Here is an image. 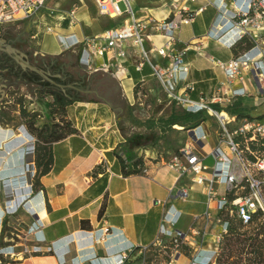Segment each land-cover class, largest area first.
Here are the masks:
<instances>
[{
  "label": "crops",
  "instance_id": "0c3cea01",
  "mask_svg": "<svg viewBox=\"0 0 264 264\" xmlns=\"http://www.w3.org/2000/svg\"><path fill=\"white\" fill-rule=\"evenodd\" d=\"M171 1L130 0V6L135 18L153 16L162 20L171 13ZM120 3L125 10V3ZM236 3L243 5L245 0ZM188 6L202 10L191 23L174 30L177 40L174 52L187 45L184 60L188 66L187 74H180L185 80L178 82L175 92L208 102L211 109L231 120L230 129L243 118L264 121V96L258 94L250 72H243V81L228 84L225 73L215 64L217 60L239 56L250 47H244L247 38L227 47L234 36L233 29L224 28L221 39H217L214 25L218 14L221 11L228 19L233 1L195 0ZM125 17H109L94 0H46L34 17L0 28V49L20 53L17 49L25 46L32 55L59 64L57 76L68 103L64 119L72 128L62 138L47 143L49 168L44 174L39 173L36 180L33 175L27 177L24 164L26 154H31L28 159L31 171L40 170L34 159L37 138L27 130L11 129L13 135L0 141V182L4 181L0 187V229L7 213L9 222L21 227L22 235L15 234L20 240L9 239L6 242L11 243L0 245V264H115L121 255H126L123 264H215L224 233L222 223L217 220L219 212L213 202H207L204 185L193 183L188 175L178 177L166 165L192 132L183 129L187 125L180 126L175 115H171V108L179 103L152 73L151 64L167 66L170 62L169 57L156 52L164 41L162 35L147 24L144 48L150 63L145 61L141 69L136 68L139 57L130 42L118 44L103 55L83 52L80 55L76 52L79 48L64 49L58 39L83 40L106 28L121 26ZM12 25L18 29L8 35L4 30ZM20 25H27L28 29H19ZM47 35L52 36L54 43H45ZM118 65L125 69L118 71ZM187 82L193 85L192 90L183 88ZM226 84L232 90L243 87L244 93L232 96ZM136 87L150 91L145 97L158 104L160 114L166 112L173 119L168 125L172 129L169 134L175 139L172 146L165 142L161 129L149 128L145 122L137 126L127 122L125 111L135 100ZM154 87L159 93L154 92ZM31 88L27 92L31 106L43 111L44 106L38 109L35 90ZM214 95H221L223 101L211 103ZM230 103L238 105L247 116L237 117L225 111ZM257 108L259 112L252 114ZM203 113L210 118L202 119L193 131L204 135L210 148L227 151L218 118L209 110ZM151 134L152 139L148 138ZM29 144L32 151L27 153ZM250 148L264 152L251 145ZM127 152L133 159L140 158L137 172L128 173L129 166H123L132 161L126 160ZM213 161L211 155L204 159L207 178ZM18 165L17 169H10ZM213 187L218 196L223 193V185L213 183ZM171 189L185 190L186 198H170ZM157 199L161 204L154 203ZM1 203L7 205V212ZM161 225L182 233L183 238L174 242L175 234H162Z\"/></svg>",
  "mask_w": 264,
  "mask_h": 264
},
{
  "label": "built area",
  "instance_id": "2783aa9c",
  "mask_svg": "<svg viewBox=\"0 0 264 264\" xmlns=\"http://www.w3.org/2000/svg\"><path fill=\"white\" fill-rule=\"evenodd\" d=\"M46 0H0V28L6 24L18 22L34 17L44 6ZM102 13L111 18L125 17L121 26H113L104 29L97 35L89 36L83 40L74 39L67 42L66 38L59 37L60 43L66 49L79 48L83 53L103 55L118 44L130 42L136 48L139 62L137 69H141L145 61L150 63L148 53L144 48L146 38L145 28L150 24L153 29L162 35L164 41L156 48L161 57H169L167 66L151 64L153 75L159 80L168 95L188 111L200 109L209 110L218 118L221 140L226 144L227 151L220 148H210L205 141L204 135H197L195 131L189 140L186 141L176 153L166 162V165L174 170L178 177L188 175L195 184L204 185L207 202H213L218 212L229 209L243 222H247L251 214L259 211L264 216V197L262 188L264 186V152L255 151L250 148L252 141L264 142V121L260 119L243 118L232 129L228 127L231 120L222 116V113L211 109L209 103L203 99L195 101L186 95L175 92L180 80H185L188 66L184 60V53L187 45L180 51L174 52L177 40L174 30L181 24L191 23L195 16L202 10V7L192 9L188 3L195 0H172L171 13L166 19L158 20L153 16L146 18H135L130 6V0H94ZM233 1V11L227 19L220 11L219 19L214 25L217 39H221V31L224 28L234 30L232 41L227 47L233 46L243 38L251 42V46L241 55L228 61H215V64L223 70L228 84L233 80L243 81V72L249 71L253 77L256 90L260 96H264V0H245L243 5H237ZM125 3L123 10L119 3ZM188 2V3H187ZM74 10L70 11L73 14ZM50 31L51 28L47 27ZM225 33V32H224ZM125 68L118 65L117 70ZM226 84V87L230 89ZM223 87L225 85H222ZM185 90H192L193 85L189 82L183 85ZM231 95L243 94V87L230 89ZM223 101L221 95H214L211 103ZM229 101V99H227ZM233 119V118H232ZM239 139H236L238 138ZM207 155L213 157V164L210 177L205 176L208 166L204 163ZM213 183L223 185V193L218 196ZM187 193L183 189L169 192L170 198L185 199ZM155 204H161L155 200ZM230 207H233L231 209ZM217 220L222 223L223 232L227 229V221ZM173 224L172 221H167ZM107 232V229H104ZM161 232L164 235L173 236L174 242L183 238V234L172 231L161 225ZM126 255H121L115 264H123Z\"/></svg>",
  "mask_w": 264,
  "mask_h": 264
},
{
  "label": "rangeland",
  "instance_id": "374dc122",
  "mask_svg": "<svg viewBox=\"0 0 264 264\" xmlns=\"http://www.w3.org/2000/svg\"><path fill=\"white\" fill-rule=\"evenodd\" d=\"M49 1H51V0H47V2H49ZM119 6L121 8H123L122 3H119ZM40 26L42 27V25H40ZM23 28L28 29L27 25H20L19 26V29H23ZM17 29L18 28H16L15 25H12L10 28H6L4 31L8 35H10V34H12V31L17 30ZM29 34H28V36H29ZM31 40L35 41V39H31ZM46 42L47 43H49V42L54 43V40H53L51 35L45 36V43ZM6 49L9 52H13V49H9V48H6ZM64 49H66V48H64ZM17 50L20 53L15 54L16 60L18 62H20L21 66H25L26 58L24 59V56L28 57V55H27L28 51L26 50L25 46H22L21 48H19ZM76 52H77V54H80V55L82 54L81 50H78ZM1 78H0V92L3 91L2 86L4 85V81ZM156 88L154 87V92L159 93V91ZM149 92L150 91H147L146 89H144L142 87H136L135 100L132 103L128 104L127 112L125 111V117L127 119V122H129L130 124H133L134 126H137L138 124L139 125L143 124V122H145L146 126H148L149 128L155 127L156 129H161V131H162L161 135L165 139V142L170 143V145L172 146L173 141H175V139H173L172 134H169L170 132H172V129L170 131L169 130L170 127H168V125L170 124V121H173V119L170 116H168L167 115L168 113H166V112H163L161 114L159 113V110L161 108H157L158 104L152 102L150 99L145 97L146 94H148ZM6 93H7L6 96L2 93L3 94L1 97L2 99L0 98V101L5 106L2 109L4 112H3V116L1 118V123H0V141L8 139L11 135H13L12 132H15V129H13L11 126V123L15 122V120H16V117H15L16 114L13 112V109L15 108V106L13 104L14 102H17L19 104H21V102H23V104L26 106V111L27 110L29 111V109H31V108H35V106L29 105V103L31 102V99L29 97H27L28 94H27L26 88L23 85H20L17 81H16V84H14L13 88H9L6 90ZM4 101H8V102L4 103ZM179 105L173 106V108H171V113H173L171 115L172 116L175 115L176 121L178 124H180V126H186L187 125V127H183V129L185 128V130H187V131L197 130V128L199 127L200 121L202 119L206 120L207 118H210L207 114L203 113V111L205 112V109H200V110H196V111H188L184 108V106H182V105L179 106ZM37 107L39 110L41 109L39 107V105H37ZM258 110H260V108L253 109L252 114L259 112ZM43 111H44V109H43ZM136 115L140 116L141 118H138ZM189 115H192V116L189 117ZM212 117H213V120L215 121L213 123H216L215 116H212ZM12 120H14V121H12ZM40 121L41 122H39L38 125H42V123L45 121H47V123H49L50 119L40 120ZM11 129L14 131H12L10 133ZM179 130L174 129V131H179ZM28 132L33 137H36V135L33 132H31V131H28ZM148 138L152 139V134L149 135ZM187 138L188 137H186L185 141L187 140ZM24 139L30 140L31 138L25 137ZM22 143H24V140ZM29 143H31V142L29 141ZM12 146H14V145H12ZM26 147H27L26 148L27 153L32 151L30 144H29V146L27 145ZM179 147H180V145H179ZM1 156L2 155L0 154V161H1ZM30 156H31V154H26V163L24 164V169L26 170L27 177H29L30 175H33L32 179L36 180L37 176L39 174V170L36 169L34 172L31 171L32 165L28 164V159H30ZM7 173H8L7 171L3 172L2 175L4 176ZM3 183H4V181L1 180L0 187L3 186ZM1 206L4 209V211L6 210V212H7V209H8L7 205L5 203H1ZM10 219L11 218L7 213L4 216V218L2 219L1 229H0V245L4 244V243H11V242H6V241H10L9 239H13V241L14 240H20V238L15 236V234L21 235V233L19 232L21 227H19L16 224L10 223L9 222ZM246 229H248V227H243V228H241V231L246 230ZM224 258H225V256H223L221 258L222 264H229V262L232 261V259H234V258H229L225 261ZM3 260L4 261H6V260L10 261L9 258H3ZM215 264H217V263L215 262Z\"/></svg>",
  "mask_w": 264,
  "mask_h": 264
},
{
  "label": "trees",
  "instance_id": "16d2710c",
  "mask_svg": "<svg viewBox=\"0 0 264 264\" xmlns=\"http://www.w3.org/2000/svg\"><path fill=\"white\" fill-rule=\"evenodd\" d=\"M249 46H251V43L246 41L244 47L247 48ZM49 92L55 94L54 91ZM67 104L65 96L63 97L62 110L56 101L47 102L46 105L50 108L49 113L51 115L54 113L56 117L59 114L60 122H49L32 130L38 140L34 150V159L37 166L41 167L39 170L40 174L47 172L51 161L47 143L62 138L72 130L70 124L64 119ZM216 109L218 111L221 110L217 106ZM224 110L237 117L247 116L241 112V108L235 103H230ZM61 111H63V119L60 117ZM250 145L258 150L264 149V142L252 141ZM125 155L126 160H132L129 164L124 163L125 161L122 160L124 167L129 166L127 172H137L141 164L140 158L133 159L129 152L125 153ZM262 194L264 197V186ZM230 208L233 209V207ZM219 217L227 221V229L220 237L215 262L222 264L221 258L225 256V261L229 258H234L229 264H264V216L262 213L256 211L251 214L247 222H243L242 219L236 216L234 211L230 214L227 208L219 212ZM243 227H248V229L241 231Z\"/></svg>",
  "mask_w": 264,
  "mask_h": 264
},
{
  "label": "flooded vegetation",
  "instance_id": "af4514ba",
  "mask_svg": "<svg viewBox=\"0 0 264 264\" xmlns=\"http://www.w3.org/2000/svg\"><path fill=\"white\" fill-rule=\"evenodd\" d=\"M15 54V52H9L5 48L0 49V78L2 77L1 79L4 81V85L2 86L3 91L0 92V98L3 94L6 96V90L13 88L17 81L26 88L28 93L32 90L31 87H33L37 103L41 108L44 106L45 111H37L34 108L26 111V106L23 102H21V104L14 102L15 108L13 112L16 114V120L11 123L12 128L17 131L28 130L32 132L34 128L39 126L38 123L41 119H50L51 123H59V114H57V117L54 116V113L51 115L49 113L50 108L46 105L49 101H56V103L61 106V110L63 109L62 102L64 92L61 87V80L57 76V74H60L58 68L59 64L55 60H50L41 55L34 56L28 51V57L24 56V59L26 58V64L25 66H21L20 62L16 60ZM49 91H54L55 94ZM47 96H49L50 99H47ZM7 102L8 101H4V103ZM29 105H31V102ZM4 107V104L0 101V123L4 112L2 109ZM60 117L63 119V111H61ZM46 123L47 121L42 124ZM22 162H25V158L23 157Z\"/></svg>",
  "mask_w": 264,
  "mask_h": 264
},
{
  "label": "water",
  "instance_id": "95a60500",
  "mask_svg": "<svg viewBox=\"0 0 264 264\" xmlns=\"http://www.w3.org/2000/svg\"><path fill=\"white\" fill-rule=\"evenodd\" d=\"M6 146V145H5ZM18 167H20L19 165L18 166H14V167H12V168H10V169H17Z\"/></svg>",
  "mask_w": 264,
  "mask_h": 264
}]
</instances>
